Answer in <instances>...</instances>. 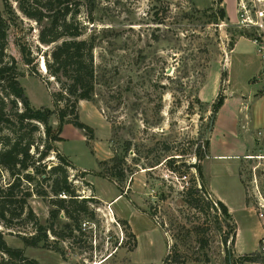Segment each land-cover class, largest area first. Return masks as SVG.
<instances>
[{
  "label": "rangeland",
  "instance_id": "obj_1",
  "mask_svg": "<svg viewBox=\"0 0 264 264\" xmlns=\"http://www.w3.org/2000/svg\"><path fill=\"white\" fill-rule=\"evenodd\" d=\"M8 2L18 19L8 30L7 52L17 61L20 84L32 107L53 109L52 92L59 86L37 52L40 26L24 16L16 0ZM241 2L254 20L256 8H264V0H236L235 13L222 21L216 10L226 11L223 0H95L90 22L85 1L81 19L97 36V82L93 98L80 100L74 113L92 133L67 122L61 139L51 142L42 124L35 131L29 126L20 131L31 135L39 150L52 143L71 161L69 180L78 194L74 204L91 198L85 202L88 210L77 220L61 211L53 230H47V243L28 246L21 235H34V221L49 227L53 208L49 198L33 192L25 207L33 218L23 213L9 220V226L0 223L9 246L39 264H230L261 251L264 156L254 153L264 154V19L259 21L263 27L238 24ZM18 41L31 45L39 75L23 62ZM257 92L259 114L250 100ZM229 94L245 100L241 112L251 114V122L242 115L234 128L228 109L214 111L219 98L231 100ZM215 122L218 132L210 152L206 141ZM50 124L57 132L56 113ZM1 126L0 138L11 132ZM30 152L37 156L34 146ZM214 152L230 156L214 158ZM114 158L121 159L116 167L120 178L111 174ZM43 162L48 170L60 161L51 151ZM194 165L200 166L201 176ZM35 175L31 185L22 183L18 197L24 196V187L50 189ZM11 180L8 172H0L2 186ZM208 183L227 203L234 235L228 234L220 209L211 201L217 199ZM188 188L193 194L199 189L194 195L204 207L209 202L212 207L201 211L190 206ZM225 234L227 242L222 240ZM167 257L177 262H166Z\"/></svg>",
  "mask_w": 264,
  "mask_h": 264
},
{
  "label": "trees",
  "instance_id": "obj_2",
  "mask_svg": "<svg viewBox=\"0 0 264 264\" xmlns=\"http://www.w3.org/2000/svg\"><path fill=\"white\" fill-rule=\"evenodd\" d=\"M19 10L24 16L34 20L39 24L38 42L41 45L37 52L42 53L46 72L53 77L58 84V91H53L54 108L47 107L34 108L30 105L23 87L20 84L19 77L21 73L17 66L14 56L7 52V33L11 26H14L15 18L18 15L12 9L8 0H3L4 9L0 10V126L7 127L11 130L8 134H4L0 139V172L5 170L12 177L7 185L0 184V223L9 226V220L15 217H21L26 213V218H33L32 210L25 211L26 197L37 194L43 198H49L53 208L50 211L49 227L40 225L37 221L34 229V235L28 238L21 235V239L28 246H38L40 242L47 243V230H53L52 224L59 218L60 212H64L65 216L77 220L78 215L87 212L88 208L85 204L91 198H83L81 204L78 202V194L75 193L72 183L69 180L67 167L73 165L71 161L64 155L58 153L52 143L43 145L39 150L38 145L31 135L22 133L20 130L24 127H30L31 131L38 129V124L44 126L45 134L52 140H60V132L62 125L67 122L74 127L92 133V128L80 121L77 114L74 113L75 108L80 100H91L95 94V86L97 82L95 49L97 36L92 29L86 25L81 19V10L88 2L86 9L87 21L93 22V13L95 11V0H16ZM217 18L224 21L227 13L223 8L216 10ZM18 49L22 55L23 62L29 67L31 73L39 75L34 66L36 54L30 44L17 42ZM44 47H49L43 49ZM224 98H219L214 104V111L222 106ZM21 103L23 108L19 109L18 104ZM9 104L11 106L9 107ZM56 113L58 118L57 132H52L50 119L52 114ZM72 118H69V116ZM17 125L16 128L11 126ZM2 128V126H1ZM19 130V131H18ZM209 140L206 141L208 148ZM34 146L37 156L30 152ZM51 151H55L59 159V163L53 165L48 170L43 162ZM115 165L112 175L120 178L121 171L116 167L121 163V159H113ZM201 176L199 165H194ZM30 170L33 172L31 173ZM37 174L40 178L41 185L45 183L50 187L38 188L35 190L29 187L25 188L23 197H18L21 192L22 183L29 185L35 180ZM203 184V182H202ZM205 189L204 185L200 187ZM187 189V202L190 206L199 208L201 211H207L212 207L209 203L203 206L192 189ZM217 209H220L223 220L222 222L228 227V234L236 230V226L230 225V214L227 206L220 200H211ZM71 206L72 211L69 209ZM74 213H78L74 215ZM223 226H219L222 230ZM53 234L55 232L53 231ZM228 234L222 237L227 242ZM233 240V239H232ZM261 242V241H260ZM169 256V255H168ZM166 262H177V259L167 257ZM245 261L258 262L264 264V251L252 252L243 255L237 259H231L230 264H243ZM0 264H39L35 259H29L20 248H14L8 245L3 232L0 230Z\"/></svg>",
  "mask_w": 264,
  "mask_h": 264
},
{
  "label": "crops",
  "instance_id": "obj_3",
  "mask_svg": "<svg viewBox=\"0 0 264 264\" xmlns=\"http://www.w3.org/2000/svg\"><path fill=\"white\" fill-rule=\"evenodd\" d=\"M223 2L225 3V6H226V11H227V14L228 16L232 17V15L235 13V10H236V0H223ZM242 39V38H240ZM239 39V40H240ZM239 40L236 42V44L239 42ZM235 44V45H236ZM235 47V46H234ZM258 92L253 94L252 97L250 98V100L252 101V104H253V111L256 110L257 114L258 113V108H259V102L260 100H255L256 97H258ZM230 95V94H229ZM261 95V94H260ZM260 97H264V94L261 95ZM229 98H231V100L229 99H225V101H223V104L222 106L220 107V109L218 110V112H223L225 109H228L229 110V114H230V117L231 119H229L230 121V124L235 128L239 126L240 122H239V118H241L242 115H244V120L248 121V122H251L254 117L250 114L248 115L247 113L245 114H242V108L244 107V104H245V100L244 99H241L240 97L238 96H235L234 94L233 95H230ZM245 110V109H244ZM217 112V113H218ZM220 112V113H221ZM222 114V113H221ZM220 114V115H221ZM219 118V117H218ZM262 119V114L260 113L259 117L256 118L257 122L258 120H261ZM239 122V123H238ZM217 123L215 122V125L212 129V131L210 132L209 134V148H208V151L210 150V152L214 149L213 147V141H212V138L214 136L215 133L218 132V127H217ZM233 128V130H234ZM237 129V128H236ZM235 132L237 133L238 131L235 130ZM254 135V134H253ZM257 142L259 141V139H256ZM260 142V141H259ZM243 154L244 157L247 156V151L245 152L244 150H242L241 152ZM213 154V157H225V156H230L229 154H225V153H212ZM208 154H206L207 156ZM232 156H238L237 154H233ZM257 157V158H262L264 156V154H261V152H258V153H254V157ZM208 187H209V190L211 191V193L213 194V196L217 199V200H220L222 201L225 205L227 204L223 198L221 197V195L219 194V192L214 188V186L212 185V183H208ZM227 206V205H226ZM228 208V206H227ZM230 210V209H228ZM230 212V211H229ZM264 234V232H263ZM263 234H262V237H263ZM261 237V236H260ZM235 249H236V244H235ZM257 250V249H256ZM255 250V251H256ZM237 252V250H236ZM239 255H243L242 253L240 252H237Z\"/></svg>",
  "mask_w": 264,
  "mask_h": 264
},
{
  "label": "built area",
  "instance_id": "obj_4",
  "mask_svg": "<svg viewBox=\"0 0 264 264\" xmlns=\"http://www.w3.org/2000/svg\"><path fill=\"white\" fill-rule=\"evenodd\" d=\"M241 4V12L238 18V24L242 25V26H259V27H263V24L260 23L259 21H262L264 19V8H259L257 7L255 12V16H256V20H254L250 13L249 10L247 8V6L245 4H243V2L240 3ZM261 50H263V48H261ZM263 57H264V53H263ZM259 216H263V213L261 212L259 214ZM262 245H261V250L264 251V239L262 241Z\"/></svg>",
  "mask_w": 264,
  "mask_h": 264
},
{
  "label": "bare ground",
  "instance_id": "obj_5",
  "mask_svg": "<svg viewBox=\"0 0 264 264\" xmlns=\"http://www.w3.org/2000/svg\"><path fill=\"white\" fill-rule=\"evenodd\" d=\"M44 66V65H43Z\"/></svg>",
  "mask_w": 264,
  "mask_h": 264
}]
</instances>
